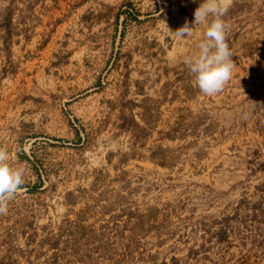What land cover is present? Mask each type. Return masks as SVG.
<instances>
[{
  "label": "rangeland",
  "instance_id": "1",
  "mask_svg": "<svg viewBox=\"0 0 264 264\" xmlns=\"http://www.w3.org/2000/svg\"><path fill=\"white\" fill-rule=\"evenodd\" d=\"M202 0H0V146L24 184L0 264H264V0L223 17L235 67L184 60ZM167 28H166V26Z\"/></svg>",
  "mask_w": 264,
  "mask_h": 264
},
{
  "label": "clouds",
  "instance_id": "2",
  "mask_svg": "<svg viewBox=\"0 0 264 264\" xmlns=\"http://www.w3.org/2000/svg\"><path fill=\"white\" fill-rule=\"evenodd\" d=\"M233 0H202L194 10L192 26L185 24L175 31L167 28L168 33L178 42L193 36L194 26L203 29L196 51L184 60L193 76V83L206 96L221 92L233 75L235 65L231 59L233 52L227 41L225 17ZM25 170L14 166L6 147L0 146V215H6L9 202L24 184Z\"/></svg>",
  "mask_w": 264,
  "mask_h": 264
}]
</instances>
